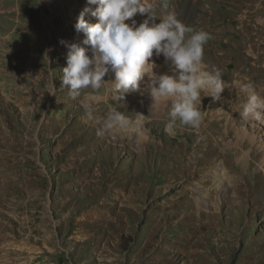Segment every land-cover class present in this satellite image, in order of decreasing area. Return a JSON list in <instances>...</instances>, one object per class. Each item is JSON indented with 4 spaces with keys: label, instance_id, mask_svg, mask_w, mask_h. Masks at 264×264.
I'll return each instance as SVG.
<instances>
[{
    "label": "rangeland",
    "instance_id": "374dc122",
    "mask_svg": "<svg viewBox=\"0 0 264 264\" xmlns=\"http://www.w3.org/2000/svg\"><path fill=\"white\" fill-rule=\"evenodd\" d=\"M153 2L211 36L204 69L225 88L201 93L198 129L168 128L171 101L146 92L116 103L111 71L70 97L61 41L87 47L75 24L95 5L0 0V264H264V124L240 116L242 83L264 95V0ZM112 108L128 125L98 134Z\"/></svg>",
    "mask_w": 264,
    "mask_h": 264
},
{
    "label": "clouds",
    "instance_id": "9594fccd",
    "mask_svg": "<svg viewBox=\"0 0 264 264\" xmlns=\"http://www.w3.org/2000/svg\"><path fill=\"white\" fill-rule=\"evenodd\" d=\"M87 2L96 7H86L75 24L76 31L85 34L83 44L87 47L61 41L68 49L62 86L68 89L70 97L76 99L83 89H101L106 83L104 77L111 71V91L116 103L130 92H146L152 106L162 100L171 101L168 128L178 121L198 129L204 119L198 107L202 104L201 93L208 92L207 96L215 102L225 88L220 69H204V48L210 34L185 25L175 12L158 18L153 0ZM89 12L98 22L85 20ZM137 15L143 17L140 22L135 19ZM154 55L157 59L163 56L169 65L168 72L159 71L161 66L152 59ZM240 90L248 94L241 118L264 124V95L250 82L242 83ZM83 107L88 118L94 119V109L88 104ZM95 122L99 125L98 134L128 125L127 117L116 108Z\"/></svg>",
    "mask_w": 264,
    "mask_h": 264
},
{
    "label": "bare ground",
    "instance_id": "6f19581e",
    "mask_svg": "<svg viewBox=\"0 0 264 264\" xmlns=\"http://www.w3.org/2000/svg\"><path fill=\"white\" fill-rule=\"evenodd\" d=\"M220 1V0H219ZM218 5V4H217ZM242 27V26H241ZM244 27V26H243ZM215 52V51H214ZM258 57V56H257ZM161 58V57H160ZM262 59V58H261ZM259 60H260V57H259ZM254 65V64H253ZM257 70H256V76H261L262 75V73H261V71H263V75H264V67L263 68H256ZM252 77V76H251ZM254 77V76H253ZM249 81V80H248ZM242 93H244L245 95H247V93H245V92H242ZM148 98H150V96L148 95ZM210 98V97H209ZM151 99V98H150ZM211 100V99H210ZM210 102V101H209ZM164 101H160V107H161V105H164ZM211 103H215V102H213V101H211ZM211 103H209V106H211ZM158 106V105H157ZM209 106H207V107H205L206 109H207V113H206V115H210L209 117H205L210 123H213L214 124V122H216V121H220V118L222 119V115H220V116H218L217 118H216V116H213L211 113H212V109L209 107ZM169 107V106H168ZM167 107V108H168ZM223 108V107H222ZM225 109V108H224ZM165 110V109H164ZM223 110V109H222ZM162 113V112H161ZM156 114V113H155ZM157 114H159V113H157ZM223 114H225V113H223ZM218 115V114H217ZM227 115V114H226ZM235 115V114H234ZM228 115H227V119H228ZM223 118H225V116L223 117ZM227 119H226V121H227ZM222 121V120H221ZM228 122V121H227ZM229 125V124H228ZM206 129V128H205ZM227 129V133L229 132V128H226ZM218 130V129H217ZM220 130V129H219ZM224 130V129H223ZM243 131V130H242ZM241 131V132H242ZM222 132V131H221ZM224 134V133H223ZM239 136V135H238ZM240 138H241V136H240ZM244 138H242L241 140H243ZM206 142V141H205ZM246 142V141H245ZM208 144V143H207ZM213 148V147H212ZM206 149H207V147H206ZM210 149V148H209ZM214 149V148H213ZM215 150V149H214ZM217 150V149H216ZM225 151V150H224ZM215 152V151H214ZM182 153V152H181ZM186 158V157H185ZM190 159V158H189ZM212 162V161H211ZM186 165H187V167L189 166V163H186ZM192 173V172H191Z\"/></svg>",
    "mask_w": 264,
    "mask_h": 264
}]
</instances>
